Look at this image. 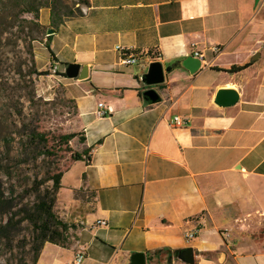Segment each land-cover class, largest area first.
Returning a JSON list of instances; mask_svg holds the SVG:
<instances>
[{"label":"crops","instance_id":"1","mask_svg":"<svg viewBox=\"0 0 264 264\" xmlns=\"http://www.w3.org/2000/svg\"><path fill=\"white\" fill-rule=\"evenodd\" d=\"M49 18L40 9V23ZM48 39L54 68L88 66L84 80L62 77L89 158L69 163L56 194L79 207L76 239L45 242L34 264H66L80 247L82 264H130L134 252L145 264H188L155 255L186 247L192 264H264L254 232L264 225V0H85ZM116 46L136 62L121 64ZM194 51L204 62L190 74L182 60ZM152 61L164 80L149 86ZM149 87L160 101L142 98ZM220 89L238 100L216 104ZM99 102L112 111L97 115Z\"/></svg>","mask_w":264,"mask_h":264},{"label":"rangeland","instance_id":"2","mask_svg":"<svg viewBox=\"0 0 264 264\" xmlns=\"http://www.w3.org/2000/svg\"><path fill=\"white\" fill-rule=\"evenodd\" d=\"M48 1L56 11L64 14L81 12L85 3V0ZM0 6L5 9L1 13L9 10L14 16L5 20L13 24L12 29L4 31L7 27L4 22L0 26V190L3 192L0 223L11 219L14 227L9 240L0 241V264H32L33 255L29 251L32 227L21 218V209L32 205L40 180L68 167L70 152L55 146V137L74 132L76 136L70 146L77 151L81 142L80 122L76 104L67 92L68 78L62 77L66 64H54V68L49 62L47 48L36 49L46 38L47 30L34 29L30 23L31 15L18 13L21 7L11 5L7 0H0ZM46 17L44 10L40 19L45 21ZM33 70L40 74L33 73ZM22 121L46 133L48 140L43 147L28 143L24 136L14 132L15 126H20ZM43 148L53 154H40ZM51 184L45 180L41 188ZM62 205L55 200V213L67 224L76 225L73 218L80 211L79 207L71 204L67 209ZM254 232L257 240H264V225ZM70 233L74 234V230L71 229Z\"/></svg>","mask_w":264,"mask_h":264},{"label":"trees","instance_id":"3","mask_svg":"<svg viewBox=\"0 0 264 264\" xmlns=\"http://www.w3.org/2000/svg\"><path fill=\"white\" fill-rule=\"evenodd\" d=\"M3 1V0H2ZM13 6L21 7L19 10V14H29L31 15L30 20L36 30H47L52 29L53 32L64 23V21L73 15H78L80 12H68L62 13L58 10L54 9V6L49 3L48 0H7ZM42 8H47L49 10L50 20L47 25L41 24L39 22V11ZM5 10L4 7L0 6V11ZM7 10V9H6ZM8 13V14H7ZM7 13L0 12V26L1 22L7 23V27L4 28V31H8V29H12L13 24H9L10 22H6L5 20L8 17H14L9 10ZM2 30V28H1ZM51 35V34H50ZM46 36L45 39V47L49 49V39ZM34 39V38H32ZM157 55V54H156ZM245 66V65H244ZM244 66H231L227 69L228 72H235L242 69ZM171 68L167 67L166 70L170 71ZM33 73L40 74V72H36L33 70ZM62 76L66 77L64 72ZM19 114V111L17 112ZM14 132L17 135L24 136L28 143H32L35 145L42 146L47 142V135L45 132L40 131L36 128H32L27 126L23 121L20 126H15ZM76 136L74 132L62 133L55 137V146L63 147L64 150L70 152L71 161L88 159L87 149H83L82 151H74L70 146V141ZM80 141H83V137L80 136ZM48 153L47 155H52L51 150L44 149L39 152ZM63 171H58L56 173L51 174L45 180L51 181L50 186H46L41 188V185L45 183V180H40L38 185L34 191V201L31 206L21 209V218L23 220H27L32 227V239L29 243V251L33 255L32 264L37 259L39 251L42 245L45 242H50L58 245H69L72 243L70 240H75V234L70 233V230H77V226L74 224H67L62 219L58 217V215L53 210V206L56 200V194L61 187L60 178L62 176ZM3 192L0 190V201H2ZM2 213V210L0 211ZM14 231V227L12 225L11 219L6 221L4 224L0 223V241L2 239L9 240L11 233ZM179 250L170 251L168 249H163L155 252V255L164 252L166 254L167 260L171 261V254L177 256Z\"/></svg>","mask_w":264,"mask_h":264},{"label":"water","instance_id":"4","mask_svg":"<svg viewBox=\"0 0 264 264\" xmlns=\"http://www.w3.org/2000/svg\"><path fill=\"white\" fill-rule=\"evenodd\" d=\"M258 1V0H255ZM52 29H47V33L51 34ZM201 59L194 55L187 56L182 60V66L188 70L190 74L195 73L200 67ZM64 74L68 78H76L84 80L88 78V66L78 63H68L65 67ZM142 80L145 84L152 86L163 82L164 73L160 62L152 61L148 64L147 70L144 73ZM142 98L148 103L160 101V95L153 88L149 87L142 91ZM238 100L237 91L234 89H220L215 96V103L220 106L233 105ZM177 259L192 264L194 262V254L192 247H186L177 253ZM130 264H145V254L143 252H134L130 255Z\"/></svg>","mask_w":264,"mask_h":264},{"label":"built area","instance_id":"5","mask_svg":"<svg viewBox=\"0 0 264 264\" xmlns=\"http://www.w3.org/2000/svg\"><path fill=\"white\" fill-rule=\"evenodd\" d=\"M115 49L119 52H121V59H120V62L121 64L123 65H129V64H132L134 62H136V57L132 54H129V53H126L125 52V48L121 47V46H116ZM217 51V49H216ZM194 56L198 57L199 59H201V62H204L203 60V54H201L200 52L198 51H194ZM97 115L99 116H103L109 112L112 111L111 107L110 106H105L103 103L99 102L97 104ZM184 120L182 118H180L179 116H174L173 117V124L175 125H182L184 124ZM105 221L104 220H97L95 224H104ZM95 226V225H94ZM92 225V227H94ZM195 234H196V230H187L185 233H184V236L187 238V239H191V238H194L195 237ZM84 255H85V250L83 247H80L78 248V250L75 252L73 258L71 261L67 262L66 264H82V261L84 259Z\"/></svg>","mask_w":264,"mask_h":264}]
</instances>
